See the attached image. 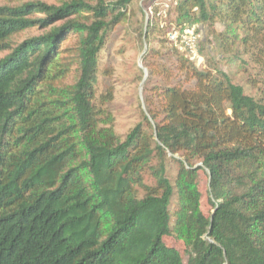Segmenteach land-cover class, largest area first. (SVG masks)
I'll return each mask as SVG.
<instances>
[{"label":"trees","instance_id":"obj_1","mask_svg":"<svg viewBox=\"0 0 264 264\" xmlns=\"http://www.w3.org/2000/svg\"><path fill=\"white\" fill-rule=\"evenodd\" d=\"M132 1L0 0V264H264V0H177L169 26H205L220 57L145 82L121 138L99 58ZM154 1L144 41L168 27Z\"/></svg>","mask_w":264,"mask_h":264},{"label":"rangeland","instance_id":"obj_2","mask_svg":"<svg viewBox=\"0 0 264 264\" xmlns=\"http://www.w3.org/2000/svg\"><path fill=\"white\" fill-rule=\"evenodd\" d=\"M28 1V0H23ZM50 4H58L60 0H41ZM142 0H133L129 6L128 17L120 25L110 37V41L106 50L100 54L97 92L102 93L110 89L113 94V99L105 106L113 118V129L121 138L132 128L136 123L141 121V110H144V90L145 82L148 86L159 84L162 82L182 81L183 76L176 70V58L184 56L178 52L173 45L168 41L167 32L172 25L169 26V21L173 18L174 4L164 5L163 0H155L154 6L159 9L160 21L162 26H167L164 36L151 35L149 41H144L141 38V31L145 28V22L149 15H152L150 10L142 7ZM201 32L200 41V59L194 62L193 65L202 69L206 66L207 56L219 58V50L212 37L206 40L207 29L205 26L198 24ZM36 30H30L18 35L14 38L15 42L21 41L24 37L35 35ZM166 40L161 43V39ZM151 49L157 51V54H152ZM148 63L146 67L145 64ZM222 68H226L224 65ZM150 68L158 69L157 74L149 77ZM103 70H107L103 74ZM235 73L232 79L235 83L240 84L246 92H252L245 82V75L239 72L235 67L232 69ZM160 72V73H159ZM149 81H146V80ZM189 87L192 82L184 83ZM167 175L170 180H173L177 172V164L173 160H167ZM149 184L153 181L146 177ZM198 185L201 192V209L204 214H208L210 206L207 202L206 194V175L200 171L198 173ZM176 205L175 203H173ZM173 205V209L176 207ZM180 250V243H174Z\"/></svg>","mask_w":264,"mask_h":264},{"label":"built area","instance_id":"obj_3","mask_svg":"<svg viewBox=\"0 0 264 264\" xmlns=\"http://www.w3.org/2000/svg\"><path fill=\"white\" fill-rule=\"evenodd\" d=\"M164 5L168 6L177 0H163ZM168 41L180 52L189 62H197L200 59L199 42L201 41V32L197 25L176 28L171 26L167 32Z\"/></svg>","mask_w":264,"mask_h":264}]
</instances>
